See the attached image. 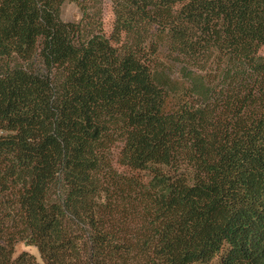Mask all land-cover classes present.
Listing matches in <instances>:
<instances>
[{"label":"trees","instance_id":"1","mask_svg":"<svg viewBox=\"0 0 264 264\" xmlns=\"http://www.w3.org/2000/svg\"><path fill=\"white\" fill-rule=\"evenodd\" d=\"M73 1L0 0V264H264V0Z\"/></svg>","mask_w":264,"mask_h":264},{"label":"rangeland","instance_id":"2","mask_svg":"<svg viewBox=\"0 0 264 264\" xmlns=\"http://www.w3.org/2000/svg\"><path fill=\"white\" fill-rule=\"evenodd\" d=\"M81 4V5H80ZM80 4L77 1L65 2L61 8L60 18L63 22L78 23L82 21L85 24L87 20H94L105 37H109L114 24V14L112 10L111 0H81ZM85 16V17H84ZM258 55L264 57V45L259 49ZM176 72V71H175ZM173 73L171 77L177 78V73ZM120 145L115 144L111 147V158L113 167L117 172L127 173L128 175L134 172L119 167L115 162V157L119 151ZM143 178L144 175L139 173ZM21 252H26L35 257L39 264H42L39 253L34 246L26 245L24 242H19L15 245L14 255L16 257Z\"/></svg>","mask_w":264,"mask_h":264}]
</instances>
